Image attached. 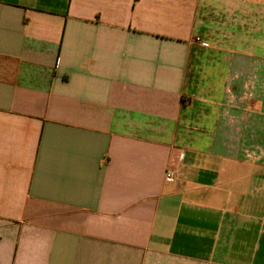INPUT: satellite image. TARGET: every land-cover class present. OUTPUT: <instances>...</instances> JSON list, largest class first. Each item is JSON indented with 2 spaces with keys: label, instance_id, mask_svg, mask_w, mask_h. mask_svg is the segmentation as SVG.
<instances>
[{
  "label": "crops",
  "instance_id": "crops-1",
  "mask_svg": "<svg viewBox=\"0 0 264 264\" xmlns=\"http://www.w3.org/2000/svg\"><path fill=\"white\" fill-rule=\"evenodd\" d=\"M0 264H264V0H0Z\"/></svg>",
  "mask_w": 264,
  "mask_h": 264
},
{
  "label": "built area",
  "instance_id": "built-area-1",
  "mask_svg": "<svg viewBox=\"0 0 264 264\" xmlns=\"http://www.w3.org/2000/svg\"><path fill=\"white\" fill-rule=\"evenodd\" d=\"M174 177H175L174 172H170V171H168V172L166 173V179H167V180H172Z\"/></svg>",
  "mask_w": 264,
  "mask_h": 264
}]
</instances>
